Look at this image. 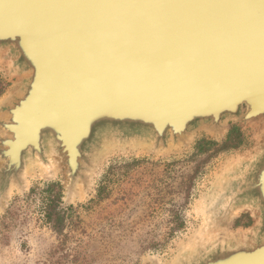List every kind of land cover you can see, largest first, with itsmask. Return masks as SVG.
I'll return each instance as SVG.
<instances>
[{
  "label": "water",
  "instance_id": "obj_1",
  "mask_svg": "<svg viewBox=\"0 0 264 264\" xmlns=\"http://www.w3.org/2000/svg\"><path fill=\"white\" fill-rule=\"evenodd\" d=\"M0 72V211L32 174L60 175L69 206L112 154L251 127L259 158L225 160L193 232L149 263L264 264V0H0Z\"/></svg>",
  "mask_w": 264,
  "mask_h": 264
},
{
  "label": "rangeland",
  "instance_id": "obj_2",
  "mask_svg": "<svg viewBox=\"0 0 264 264\" xmlns=\"http://www.w3.org/2000/svg\"><path fill=\"white\" fill-rule=\"evenodd\" d=\"M13 86L14 80L0 72V102ZM250 128L234 125L224 139L202 135L188 150L168 156L112 154L98 170L93 192L69 206L62 204L60 175L32 174L25 192L14 191L0 211V264H150L151 257L168 260L193 232L201 194L219 166L235 155L241 160L249 156L247 162L260 155L255 151L251 157L250 152L243 154L252 143L254 129ZM249 188L244 192L249 193ZM221 196V201L229 199L225 193ZM52 199H57L56 212L65 219L59 229L46 218ZM240 216L236 226L247 227L250 217Z\"/></svg>",
  "mask_w": 264,
  "mask_h": 264
},
{
  "label": "trees",
  "instance_id": "obj_3",
  "mask_svg": "<svg viewBox=\"0 0 264 264\" xmlns=\"http://www.w3.org/2000/svg\"><path fill=\"white\" fill-rule=\"evenodd\" d=\"M236 131L234 130L230 135H229V139L232 137V135L235 133ZM237 145H239V137H238V143ZM236 145V146H237ZM53 184L50 185L49 187V190L53 188ZM57 199H52L50 201V204H49V207L47 208V211H46V218L48 221H51L53 222V227L55 229H59L61 227H63L64 225V218L63 216L60 214V212H56V205H55V202H56Z\"/></svg>",
  "mask_w": 264,
  "mask_h": 264
},
{
  "label": "bare ground",
  "instance_id": "obj_4",
  "mask_svg": "<svg viewBox=\"0 0 264 264\" xmlns=\"http://www.w3.org/2000/svg\"><path fill=\"white\" fill-rule=\"evenodd\" d=\"M259 117H260V116H259ZM256 119H258V118H256ZM253 151H254V150H253ZM253 151H250V153H249L250 157H251V155H252L251 153H252ZM247 152H248V151L244 152L243 154H246ZM260 152H261L260 150H255V153H257V154L260 153ZM243 154H242V155H243ZM260 155H261V154H260ZM260 155H259V156H260ZM244 156H246V155H244ZM255 156H256V155H255ZM257 156H258V155H257ZM259 156L257 157V159L259 158ZM248 157H249V156H248ZM248 157H247V158H248ZM247 158H246V159H247ZM242 159H244V158H242ZM246 159H244V160H246ZM244 160H242L240 163H242ZM236 167H237V166H236ZM237 171H238V169L236 168V172H237ZM244 174H245V175H246V174L248 175V173H246V172H245ZM80 191H81L82 193L84 192L82 189H81ZM250 191L252 192L253 189L251 188ZM223 197H224V196H223ZM225 197L230 198V195H229V194L227 195V194L225 193ZM220 210H221L222 212L225 211V212H224V215H225V216H227V214L229 215L228 210H227V211H226V210H222V209H220ZM222 212H221V213H222ZM240 215H241V214H240ZM240 215H239V216H240ZM235 221H236V220H235ZM231 229H232V226H231ZM234 230H236V229H234ZM234 230H232V231H234ZM232 231H231V232H232ZM227 233H228V232H227Z\"/></svg>",
  "mask_w": 264,
  "mask_h": 264
}]
</instances>
